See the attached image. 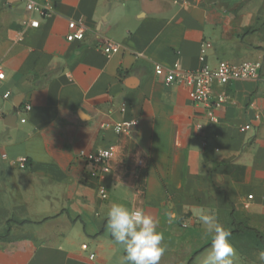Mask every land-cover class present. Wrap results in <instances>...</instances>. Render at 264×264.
Listing matches in <instances>:
<instances>
[{
  "label": "crops",
  "instance_id": "0c3cea01",
  "mask_svg": "<svg viewBox=\"0 0 264 264\" xmlns=\"http://www.w3.org/2000/svg\"><path fill=\"white\" fill-rule=\"evenodd\" d=\"M33 1L51 8L33 14L38 27L25 24L24 0H0V263L125 264L107 228L112 203L159 220L160 264H200L210 250L197 207L264 236V0ZM69 20L86 25L83 40H66ZM202 40L209 67L261 64L257 80L213 85L226 100L216 122L184 84L154 72L200 68ZM126 121L132 134L112 130ZM109 144L111 171L89 175L79 154ZM231 240L234 264H262L243 255L253 236Z\"/></svg>",
  "mask_w": 264,
  "mask_h": 264
},
{
  "label": "built area",
  "instance_id": "2783aa9c",
  "mask_svg": "<svg viewBox=\"0 0 264 264\" xmlns=\"http://www.w3.org/2000/svg\"><path fill=\"white\" fill-rule=\"evenodd\" d=\"M25 9L29 14L26 18L25 24L30 27H38L39 19L33 14H37L39 17H46L51 13V8L47 4H37L33 0H24ZM68 32L66 34V40L68 41H81L85 36L87 30L86 25L83 22L69 20ZM212 44L208 40H202L200 45L199 60L202 62L200 68L196 70H181L177 63L171 66H165L162 64L154 65V72L156 75H163L165 81L168 83L177 82L184 84L188 88V95L192 102L203 104L206 107V114L213 122L217 121L214 114V110L221 106L226 100L223 95L213 94V85L220 84L226 85L236 80H257L259 78V69L261 67L260 62H243L239 64L228 63L225 61H219L216 66L209 67L205 63L207 50L211 48ZM101 50L109 55L115 50V46L109 41L103 42L100 46ZM5 78V72L2 67V59L0 57V81ZM9 95V91L5 92L4 97ZM30 107L26 106L28 110ZM257 119L264 121V109L260 112ZM25 119H21L24 122ZM109 127V125H107ZM135 122L126 121L114 123L111 125L112 130L120 135H130L134 130ZM250 127V123L244 124L240 127L241 131H244ZM118 155V148L114 144L98 147L95 150L81 152L79 157L86 162V171L89 175L98 177L100 174L110 172L112 169V162ZM26 159L20 160V167L26 166ZM99 194L102 198H106L107 192L104 188L99 189ZM136 198V195H133ZM82 247L85 249L86 245ZM90 257H94V253H90ZM2 264V263H0Z\"/></svg>",
  "mask_w": 264,
  "mask_h": 264
},
{
  "label": "clouds",
  "instance_id": "9594fccd",
  "mask_svg": "<svg viewBox=\"0 0 264 264\" xmlns=\"http://www.w3.org/2000/svg\"><path fill=\"white\" fill-rule=\"evenodd\" d=\"M203 231L210 238V250L200 264H234L236 250L231 240V230L225 227L210 210L192 209ZM168 222L178 219L175 211L167 213ZM109 233L116 245L125 252V264H160L166 252L159 220L144 207H128L112 203L106 213ZM264 261V252L259 254Z\"/></svg>",
  "mask_w": 264,
  "mask_h": 264
},
{
  "label": "rangeland",
  "instance_id": "374dc122",
  "mask_svg": "<svg viewBox=\"0 0 264 264\" xmlns=\"http://www.w3.org/2000/svg\"><path fill=\"white\" fill-rule=\"evenodd\" d=\"M254 246V248L252 247L248 249V251H244L243 255H245L246 259H248L250 262L264 264V261L259 260V254L264 252V236H262L260 239L256 238Z\"/></svg>",
  "mask_w": 264,
  "mask_h": 264
},
{
  "label": "trees",
  "instance_id": "16d2710c",
  "mask_svg": "<svg viewBox=\"0 0 264 264\" xmlns=\"http://www.w3.org/2000/svg\"><path fill=\"white\" fill-rule=\"evenodd\" d=\"M230 230H231L232 235H238V234L245 233V234H249L253 236L255 239L256 238L260 239L262 237V235L256 229L248 227L244 223L237 222L235 220H233V226Z\"/></svg>",
  "mask_w": 264,
  "mask_h": 264
}]
</instances>
